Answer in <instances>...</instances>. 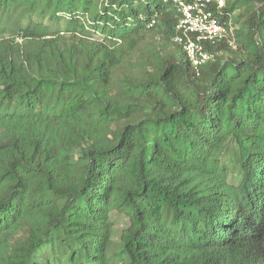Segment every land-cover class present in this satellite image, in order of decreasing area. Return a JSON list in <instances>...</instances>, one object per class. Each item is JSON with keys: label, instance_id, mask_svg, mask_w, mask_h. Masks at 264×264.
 I'll use <instances>...</instances> for the list:
<instances>
[{"label": "trees", "instance_id": "16d2710c", "mask_svg": "<svg viewBox=\"0 0 264 264\" xmlns=\"http://www.w3.org/2000/svg\"><path fill=\"white\" fill-rule=\"evenodd\" d=\"M238 8L197 73L173 0H0V101L44 109L0 111V264H264V0Z\"/></svg>", "mask_w": 264, "mask_h": 264}, {"label": "built area", "instance_id": "2783aa9c", "mask_svg": "<svg viewBox=\"0 0 264 264\" xmlns=\"http://www.w3.org/2000/svg\"><path fill=\"white\" fill-rule=\"evenodd\" d=\"M179 15L174 41L181 46L197 73L214 60L221 42L234 44L231 27L221 22L225 0H173Z\"/></svg>", "mask_w": 264, "mask_h": 264}, {"label": "rangeland", "instance_id": "374dc122", "mask_svg": "<svg viewBox=\"0 0 264 264\" xmlns=\"http://www.w3.org/2000/svg\"><path fill=\"white\" fill-rule=\"evenodd\" d=\"M50 9L51 8H49L47 10L48 13H49ZM241 11L242 10L240 8H238L234 13H232L230 15V18H229V20H230L229 23H230L231 29H232L231 36H232V39L234 42V44L232 45L233 49H235L239 45L238 37L236 35V30L239 28V21L241 20L240 19ZM149 39L151 41H153L154 44L159 45L160 47L164 43V41L160 38L159 35L151 36ZM171 48L172 49L174 48L173 43L168 44L167 50L171 49ZM177 49L180 52V49L179 48H177ZM167 50L165 48H163V49L161 48V51H163V52H166ZM226 54H229V52H227V51L219 52V55H226ZM182 59L184 62H186V59L184 57ZM0 111L14 112V113H18V114L28 113V114H32L35 116H41L44 112V109H43L42 105L39 104L36 108L27 112L16 104L6 103V102L0 101ZM79 165L80 164H78V163H75L72 165V167H73L72 172L73 173L74 172L79 173ZM80 181H81V177L78 176L77 182H80ZM111 219H112V222H113L114 228H115V238H114L115 242H119L121 240L129 239L131 235H130V233L125 231L128 223H129L128 218L125 217L123 214H120L116 211H113L111 214ZM138 239L141 243H143L144 239L142 238V236L139 235Z\"/></svg>", "mask_w": 264, "mask_h": 264}]
</instances>
